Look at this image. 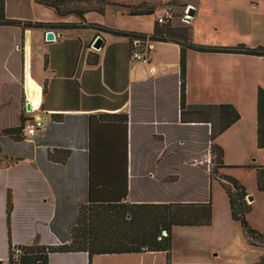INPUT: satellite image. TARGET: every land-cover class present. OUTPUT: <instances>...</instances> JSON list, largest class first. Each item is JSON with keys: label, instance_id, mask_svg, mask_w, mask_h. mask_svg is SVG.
I'll return each instance as SVG.
<instances>
[{"label": "crops", "instance_id": "0c3cea01", "mask_svg": "<svg viewBox=\"0 0 264 264\" xmlns=\"http://www.w3.org/2000/svg\"><path fill=\"white\" fill-rule=\"evenodd\" d=\"M109 1L147 3L155 11L132 16L107 6L105 14L88 13L87 22L153 34L168 6L180 21L186 9L194 8L185 25L192 27L196 43L264 46V0ZM5 11L9 18L63 21L37 0H6ZM64 20L79 22L74 16ZM51 30L55 38L48 41ZM99 37L104 43L96 48ZM137 51L129 38L94 28L0 27V176L8 178L4 216L8 191L15 205L12 220L17 194L24 192L29 227L20 240L13 233V243L31 245L38 238L47 246L70 244L79 208L89 202L92 175L101 199L119 196L127 184L124 202L131 204L212 200V225L173 228L172 264H264V248L250 244L232 217L222 182L211 176L210 124L182 120L180 45L153 41L147 62L133 58ZM30 81L40 90L31 91ZM260 89L264 57L188 50L187 103H229L241 114L216 140L225 150L226 164L238 167L220 173L247 188L253 198L248 200L249 223L264 233V191L258 188L256 170L244 167L264 165V148L258 146ZM22 116L44 120V128L35 136L24 132L22 141L1 135L20 125ZM179 152L189 180L178 167ZM166 258L165 252L103 254L94 256L93 264H166ZM49 264H89V255L54 253Z\"/></svg>", "mask_w": 264, "mask_h": 264}, {"label": "trees", "instance_id": "16d2710c", "mask_svg": "<svg viewBox=\"0 0 264 264\" xmlns=\"http://www.w3.org/2000/svg\"><path fill=\"white\" fill-rule=\"evenodd\" d=\"M37 3L54 10L63 19L60 22H40L9 18L6 15V0H0V27H18L25 29H76L94 28L116 36L129 38L134 44L146 39L156 42H174L181 48V114L183 122L207 123L211 126L210 152L212 155V177L222 182L230 200L232 217L238 221L252 246L264 248V233L251 226L248 214L252 210L248 203L247 188L232 176L222 175L221 169L234 168L225 162V150L217 143V138L241 119V114L233 104L189 105L186 97L187 52L194 50L205 53H231L264 57V46L249 47L212 46L196 43L193 40L192 27L181 23L175 26L170 22L157 23L153 34L137 33L109 28L100 24L88 23L86 15L90 12L105 14L108 5L119 6L128 15L154 14L147 3L126 5L109 0H37ZM175 5L171 3V6ZM76 17L79 22H67L64 19ZM178 19V16L176 17ZM258 146L264 148V90L260 89L257 100ZM26 119L22 116L20 125L6 128L2 136L16 141L25 139ZM1 153V148H0ZM17 158H13L16 160ZM2 159L0 157V165ZM257 172V185L264 191V165L244 166ZM127 184L119 196L101 199L94 190V178L91 175L89 202L79 208L78 219L71 229L70 244L47 246L37 238L33 245H15L12 240L11 215L14 210L12 192L7 195L8 222V264H49L54 253L85 252L89 255V264H93L96 255L128 254L142 252H165L166 264H172V231L176 226L201 227L213 223V204L207 203H169V204H131L127 199ZM166 232V234H164ZM264 263V257L261 258Z\"/></svg>", "mask_w": 264, "mask_h": 264}, {"label": "rangeland", "instance_id": "374dc122", "mask_svg": "<svg viewBox=\"0 0 264 264\" xmlns=\"http://www.w3.org/2000/svg\"><path fill=\"white\" fill-rule=\"evenodd\" d=\"M108 6H113V9H120L121 7L119 6H114V5H108ZM183 14V13H182ZM182 21L179 19H175L174 21L171 22V24L175 26H181ZM185 24V23H183ZM221 41H227V39H221ZM185 147L179 148L180 150H184ZM183 152H179V161H178V167L181 171L186 176V179L189 180L190 174H189V169L188 167L186 168L184 165H181V157L183 158ZM209 164V168H211L212 164L211 161ZM210 173H212L210 171ZM212 176V174H211ZM8 182L7 176H0V264H7L6 259L8 256V222L6 219V216H4V209H3V198H4V186ZM11 191V190H9ZM8 191V192H9ZM12 192V191H11ZM13 195V193H12ZM198 194H196L197 196ZM16 203H17V209L15 216L12 220V215H11V230H12V240H13V233L16 235V239L20 240V238L27 236L29 233V227L25 222V216H24V208H25V195L24 192L20 193L19 195L17 194L16 198ZM15 207V205H14ZM14 211V210H13ZM13 214V212H12ZM34 244V243H33ZM31 244V245H33ZM17 245V244H15ZM24 246H30L29 245H24Z\"/></svg>", "mask_w": 264, "mask_h": 264}, {"label": "built area", "instance_id": "2783aa9c", "mask_svg": "<svg viewBox=\"0 0 264 264\" xmlns=\"http://www.w3.org/2000/svg\"><path fill=\"white\" fill-rule=\"evenodd\" d=\"M177 17V12L174 10L173 7L168 6L165 10L162 16L158 18V23L159 24H164L168 22H172L176 19ZM191 16L189 15V10L186 9L183 16L180 18L183 23H187ZM152 42L149 39H146L143 43L140 41L136 42V46L139 48V51L133 53V58L135 60H140L147 62L150 60V55L152 52ZM44 128V120L39 119V120H33V119H28L25 122V133L28 136H35L40 131ZM166 234V232H164Z\"/></svg>", "mask_w": 264, "mask_h": 264}, {"label": "water", "instance_id": "95a60500", "mask_svg": "<svg viewBox=\"0 0 264 264\" xmlns=\"http://www.w3.org/2000/svg\"><path fill=\"white\" fill-rule=\"evenodd\" d=\"M189 15H190L191 17H193V16L195 15V9H194V8H190V9H189ZM54 38H55V34H54V32H53L52 30L49 31V32L47 33V40H48V41H52ZM103 43H104V40H103L101 37H99L98 40H97V42L95 43V47H96V48H100V47L102 46ZM29 107H30V106H29ZM248 200L252 201L253 198H252L251 196H249V197H248Z\"/></svg>", "mask_w": 264, "mask_h": 264}, {"label": "bare ground", "instance_id": "6f19581e", "mask_svg": "<svg viewBox=\"0 0 264 264\" xmlns=\"http://www.w3.org/2000/svg\"><path fill=\"white\" fill-rule=\"evenodd\" d=\"M29 79V78H28ZM36 82V81H35ZM34 81L29 82V88L32 90H40ZM39 85V84H38ZM42 90V89H41ZM32 102V101H31ZM26 135V134H25Z\"/></svg>", "mask_w": 264, "mask_h": 264}]
</instances>
